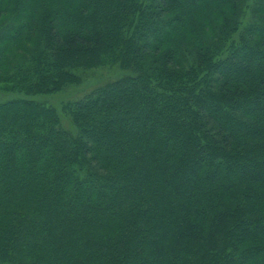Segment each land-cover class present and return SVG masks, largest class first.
<instances>
[{"label": "trees", "instance_id": "obj_1", "mask_svg": "<svg viewBox=\"0 0 264 264\" xmlns=\"http://www.w3.org/2000/svg\"><path fill=\"white\" fill-rule=\"evenodd\" d=\"M0 89V264H264V0H0Z\"/></svg>", "mask_w": 264, "mask_h": 264}, {"label": "rangeland", "instance_id": "obj_2", "mask_svg": "<svg viewBox=\"0 0 264 264\" xmlns=\"http://www.w3.org/2000/svg\"><path fill=\"white\" fill-rule=\"evenodd\" d=\"M129 73L131 72L121 69L119 64H111L107 62L101 67H98L82 74L83 80L79 85H72L66 88L65 90L61 91L60 93L54 95L40 96L35 99L46 102L47 105H51L57 108L60 112L63 126L67 128V126H70V122L67 116L62 112L64 104L70 101L77 100L81 98L83 94L91 91L92 89L103 85L109 81H113L122 76L128 75ZM21 97V94L6 93L0 89V104Z\"/></svg>", "mask_w": 264, "mask_h": 264}]
</instances>
